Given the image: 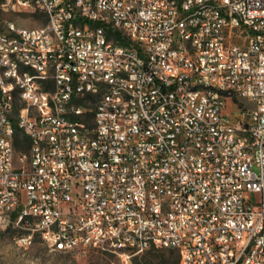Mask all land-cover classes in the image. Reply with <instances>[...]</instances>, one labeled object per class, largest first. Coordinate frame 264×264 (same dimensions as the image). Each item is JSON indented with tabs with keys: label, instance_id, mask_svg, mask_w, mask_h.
Segmentation results:
<instances>
[{
	"label": "built area",
	"instance_id": "obj_1",
	"mask_svg": "<svg viewBox=\"0 0 264 264\" xmlns=\"http://www.w3.org/2000/svg\"><path fill=\"white\" fill-rule=\"evenodd\" d=\"M4 1L50 17L0 31L13 35L0 48V228L27 216L24 244L37 233L52 251L121 264L150 249L178 264H264V0ZM106 14L129 44L151 45L144 60L103 39L123 38ZM13 56L40 64L58 96L45 100ZM100 77L106 97L94 96Z\"/></svg>",
	"mask_w": 264,
	"mask_h": 264
},
{
	"label": "rangeland",
	"instance_id": "obj_2",
	"mask_svg": "<svg viewBox=\"0 0 264 264\" xmlns=\"http://www.w3.org/2000/svg\"><path fill=\"white\" fill-rule=\"evenodd\" d=\"M14 22L22 28H36L46 24L44 14L34 10L13 9L0 0V31L7 23ZM20 101V97H17ZM229 117H237L233 102L227 101L224 112ZM19 126V119H15ZM27 232L21 227L0 228V264H121L119 258L111 253L90 251L85 255H74L52 251L42 237L35 233L31 244H24L19 238ZM179 257L175 251L165 249H150L135 254L130 264H178Z\"/></svg>",
	"mask_w": 264,
	"mask_h": 264
},
{
	"label": "bare ground",
	"instance_id": "obj_3",
	"mask_svg": "<svg viewBox=\"0 0 264 264\" xmlns=\"http://www.w3.org/2000/svg\"><path fill=\"white\" fill-rule=\"evenodd\" d=\"M51 2H59V0H51ZM91 8L97 14H104V4L99 1H91ZM42 14L45 17H50V7H42ZM106 25L108 27H118V34L113 32H103V39L110 40L114 43V47L120 52H126V56H130L136 60H144V53H151V45H143V52L136 44H129L125 38H131V31L126 27V22L123 20H116L113 14H106ZM6 42H13V35H6V41H0V48H6ZM12 65H17L19 72H27L33 77L35 85L41 88L42 93H45V100H54L58 96V80H51L50 75L41 71V66L34 61H23V56H13ZM110 86L109 77H100L98 86L94 89L95 97L108 96V87ZM20 97V89H13L11 91V100L17 101ZM53 114H57L58 122H72L71 113H65L64 107L60 102H53ZM18 124L15 119H11V126ZM188 150H195V143H188ZM27 216H20L19 221H12L11 227L26 226ZM22 242V241H21ZM55 251L63 253H72L71 248L55 247Z\"/></svg>",
	"mask_w": 264,
	"mask_h": 264
},
{
	"label": "trees",
	"instance_id": "obj_4",
	"mask_svg": "<svg viewBox=\"0 0 264 264\" xmlns=\"http://www.w3.org/2000/svg\"><path fill=\"white\" fill-rule=\"evenodd\" d=\"M15 126L18 125L16 124ZM15 145L18 151L28 148L29 145L28 139L24 135H22V133L18 129L15 137Z\"/></svg>",
	"mask_w": 264,
	"mask_h": 264
}]
</instances>
